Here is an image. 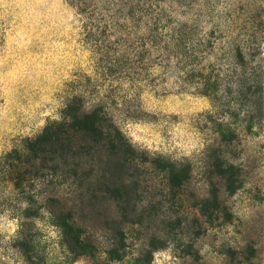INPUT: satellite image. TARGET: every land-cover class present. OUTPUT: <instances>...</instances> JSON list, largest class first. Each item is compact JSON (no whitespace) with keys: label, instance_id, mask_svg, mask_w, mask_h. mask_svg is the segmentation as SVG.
Returning <instances> with one entry per match:
<instances>
[{"label":"rangeland","instance_id":"374dc122","mask_svg":"<svg viewBox=\"0 0 264 264\" xmlns=\"http://www.w3.org/2000/svg\"><path fill=\"white\" fill-rule=\"evenodd\" d=\"M133 6L132 25L145 30L137 55L117 36L94 31L86 40V22L69 0H0V158L60 120L67 104L84 103L102 107L138 151L189 164V181L175 197L149 168L136 176L138 200L74 208L66 202L72 186L60 182L64 209H73L93 246L79 252L66 245L62 220L41 208L50 207V176L34 184L32 208L41 209L26 219L28 190L18 196L0 179V264H264V86L256 91L264 0ZM149 41L152 52L142 47ZM206 81L210 96L200 93ZM221 160L238 177L231 194Z\"/></svg>","mask_w":264,"mask_h":264},{"label":"trees","instance_id":"16d2710c","mask_svg":"<svg viewBox=\"0 0 264 264\" xmlns=\"http://www.w3.org/2000/svg\"><path fill=\"white\" fill-rule=\"evenodd\" d=\"M69 1L86 22V40L95 38L94 31L103 37L117 36L123 42L130 43L132 52L137 55V49L141 47L135 39H139L136 36L144 34L145 30L138 31L140 28L132 25L136 12L133 4L136 1L141 3L142 0ZM252 19L253 16L250 17ZM259 21L260 24L264 23L262 17H259ZM144 46H148L149 52H152L155 44L149 41L142 47ZM173 46L179 48L176 44ZM199 52L205 53L204 49ZM263 53L264 42L259 49L261 58ZM233 55L236 64L241 66L245 54L240 46L234 50ZM256 84L257 93L262 94V69ZM203 86L200 93L210 96L212 84L206 81ZM0 163V179L3 183L8 184L18 196L28 190L22 199L26 205L22 218L37 216L42 208L53 220L61 219L62 224L56 226L62 230L66 245L79 252L92 249L93 246L86 242L83 227L75 219L73 209H64L63 206L67 205L62 204L58 195L60 182H67L72 186L74 196L66 199V202L71 203L74 208L85 200H115L127 205L132 200H138L137 189L141 183L136 176L141 170H159L164 176L165 188L175 197L181 196L191 175L189 164L184 166L161 156L151 157L147 151H138L102 107H86L84 103L67 104L60 120L50 122L36 137L23 141L18 148L2 156ZM218 174L220 178L227 180V192L233 193L239 183L234 165L221 160ZM48 176L53 193L48 198L50 207L33 210L32 206L37 202L34 193H31L34 184ZM211 196L212 205L218 208L222 204L219 190H214ZM117 230L120 235L124 233L119 228ZM119 257L120 255H115L114 259L118 260Z\"/></svg>","mask_w":264,"mask_h":264},{"label":"clouds","instance_id":"9594fccd","mask_svg":"<svg viewBox=\"0 0 264 264\" xmlns=\"http://www.w3.org/2000/svg\"><path fill=\"white\" fill-rule=\"evenodd\" d=\"M139 131H141L140 129H135L132 133H131V135L133 136V138L134 139H138V137H137V132H139Z\"/></svg>","mask_w":264,"mask_h":264}]
</instances>
